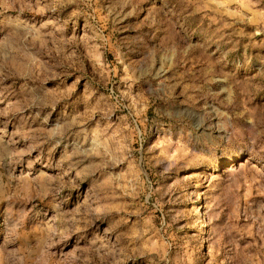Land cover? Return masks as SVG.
<instances>
[{
    "label": "rangeland",
    "instance_id": "rangeland-1",
    "mask_svg": "<svg viewBox=\"0 0 264 264\" xmlns=\"http://www.w3.org/2000/svg\"><path fill=\"white\" fill-rule=\"evenodd\" d=\"M0 264H264V0H0Z\"/></svg>",
    "mask_w": 264,
    "mask_h": 264
}]
</instances>
